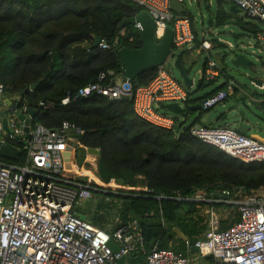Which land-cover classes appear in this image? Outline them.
<instances>
[{
	"label": "trees",
	"instance_id": "trees-1",
	"mask_svg": "<svg viewBox=\"0 0 264 264\" xmlns=\"http://www.w3.org/2000/svg\"><path fill=\"white\" fill-rule=\"evenodd\" d=\"M204 2L209 9V0ZM225 4L226 0H217L218 10L208 21L210 27L232 23L241 31L234 35L235 40L254 39L263 31L256 20L232 14ZM142 11L132 2L121 0H0V90L8 98L20 97L21 109L36 111L33 127L43 125L57 131L69 122L82 130L76 137L82 146L76 152L79 167L87 155L84 148L102 152L101 157L91 155L92 162L86 166L98 171L95 177L85 171L77 179L97 190L115 193L96 192L93 210L86 212L79 207L75 212L109 233L118 226L116 220L124 225L135 223L145 250L132 252L128 264H148L155 246L191 258L187 243L175 229L189 241L203 240L208 229L204 210L222 206L191 201L199 193L208 199L223 193H229L230 199L264 195V161L245 163L193 136L191 129L198 120L186 126L196 113L190 107L202 105L220 90L226 91L227 84L199 97L197 94L205 93L213 83L202 78L194 91L188 89V115L182 117L185 121L174 116L177 127L173 130L140 119L132 99L77 97L80 89L99 83L101 74L113 72L116 80L125 78L118 51L143 46L140 31L125 21ZM187 16L195 34L193 50H199L202 42L208 41L207 36L200 40L193 17ZM95 36L110 48L93 47ZM210 41L215 50L227 47L218 39ZM190 52L175 50L173 55L191 70ZM218 57L222 59L221 74H227L226 55ZM207 62L205 59L203 70ZM157 72L142 74L132 82L134 88L148 85ZM109 83V77L102 81L104 85ZM68 97L70 102L63 105ZM41 103L53 107L42 108ZM200 112H204L202 108ZM162 113L168 114L165 107ZM25 156L22 152L17 162L22 163ZM112 181L121 188L110 189L107 185ZM238 221L237 215L232 224ZM206 260L214 262L212 257Z\"/></svg>",
	"mask_w": 264,
	"mask_h": 264
},
{
	"label": "built area",
	"instance_id": "built-area-1",
	"mask_svg": "<svg viewBox=\"0 0 264 264\" xmlns=\"http://www.w3.org/2000/svg\"><path fill=\"white\" fill-rule=\"evenodd\" d=\"M121 1L132 2L147 11L155 22L158 37H162L166 29L171 27L174 31V51L194 47L195 34L190 18L187 14H175L171 10L173 1L184 5L185 0ZM229 1L248 18L264 24V0ZM254 41L264 53V30L256 34ZM225 45L230 50L234 49L232 44ZM99 47L110 48L104 43ZM200 49L208 53L211 44L203 41ZM260 62L264 76V58ZM165 67L158 69L157 75L148 85L136 89L126 78H113V72L101 74L99 83L80 89L77 97L99 95L110 100L132 99L134 111L140 119L173 130L177 127L174 116L162 113V109L170 104L185 105L189 100V92L183 82ZM220 73L217 63L208 56L204 79L212 81ZM107 77L110 83L102 84ZM253 85L264 91L263 81L261 85L253 81ZM235 86L236 83L232 82L228 91H219L208 97L201 105L202 110L209 112L223 104ZM3 96L0 90V100ZM13 99V105L17 106L20 97ZM69 102L68 97L62 104L67 105ZM40 107L48 109L53 105L41 103ZM3 109L7 110L6 119L11 134L7 137L0 118V139L14 143L16 138L25 136L24 122L19 119L16 111L27 114L28 110H13L6 105H3ZM82 133V130L69 122L63 123L57 131H51L43 125L31 126L30 139L21 148V154L25 152L26 155L24 161L18 163L0 159V264H119L122 257L145 250L144 238L136 231L135 223L124 225L117 220L118 226L109 233L75 212L82 204L92 200L96 192H109L79 182L77 177L85 170L81 175H76V170L66 169L64 155L70 148L72 166L77 168L76 152L82 146L76 137ZM191 133L245 163L264 161V157L256 156L260 149H264V144L231 127L196 125L192 127ZM242 155L251 156L245 159ZM110 184L108 187L112 189ZM113 187L121 188L116 184ZM222 195L227 198L208 199L197 195L191 200L234 206L239 217L238 222L222 229L219 217L210 209V229L205 239L195 244L199 255L212 257L219 264H264V195L244 199H230L229 193ZM111 241L119 247L118 253H114L110 247ZM147 261L148 264H194L191 258L157 246L152 249Z\"/></svg>",
	"mask_w": 264,
	"mask_h": 264
},
{
	"label": "water",
	"instance_id": "water-1",
	"mask_svg": "<svg viewBox=\"0 0 264 264\" xmlns=\"http://www.w3.org/2000/svg\"><path fill=\"white\" fill-rule=\"evenodd\" d=\"M171 10L175 14L186 15L187 10L184 5L173 1L171 4ZM230 11L234 15L241 14V10L236 8L234 5L230 7ZM125 24L134 26L138 28L140 31V36L142 40V48L139 50H129L127 48H122L118 51V57L121 60L125 78L131 82L135 81L142 74L157 70L161 67H165L170 61H174V68L178 72L181 81L188 88L192 89L194 87V80L190 77V69L185 66L179 58H174V31L171 27L166 29L165 34L162 37H158L156 33L155 22L149 13L143 10L139 15L134 18L128 19L125 21ZM102 43V38L95 36L93 47H99ZM230 59V65L235 68H243L246 69L249 65H251V61L247 59V57L243 54H239L234 52L233 55L228 57ZM226 70H227V66ZM259 85H261V81H257ZM39 83L34 84L30 87L31 90H34ZM264 95V94H263ZM23 96V93L20 95ZM13 98L6 99L3 96L0 100V117L2 118V127L4 131L7 133V137L11 134V131L8 126V120L6 119L7 110L3 109V105L7 107H11L13 110L16 108H20V103L17 106L13 105ZM166 110L168 113L173 116L184 117L188 115V108L185 105L178 104H170L166 106ZM191 111L194 113L197 111H201V105H196L190 107ZM19 119L24 122V133L25 136L23 138H16L14 143L10 141H2L0 139V159L9 161V162H17L21 155V148L25 141L30 139V130L32 126V120L36 116L35 110H28L27 114L20 113L16 111ZM29 117V118H28ZM217 123L221 122H231L238 126V131L244 135L248 133L246 117L242 114H234V111H228L222 119H216ZM75 146V145H74ZM71 148L69 152L65 153V161H66V169L72 170V162H71ZM87 152L91 155L101 157L102 152L98 149H87ZM108 194H114V192H108ZM216 199H226L227 197L222 194H217L214 196ZM179 238L187 243L189 252L191 255L199 254V250L195 246L196 240H187L186 236L178 229H175ZM110 247L112 248L114 253L119 252V247L113 242H110ZM129 256H124L119 260V264H128Z\"/></svg>",
	"mask_w": 264,
	"mask_h": 264
},
{
	"label": "rangeland",
	"instance_id": "rangeland-1",
	"mask_svg": "<svg viewBox=\"0 0 264 264\" xmlns=\"http://www.w3.org/2000/svg\"><path fill=\"white\" fill-rule=\"evenodd\" d=\"M210 8L208 9L207 4L204 0H185L184 7L187 10V14L191 15L194 19V25L199 35V39L201 40L202 36H207L208 42L211 44V39L215 38L223 44H232L234 49L230 50L228 47L223 48L222 50H215L213 45L211 44L210 54L211 56L216 59L218 58L219 64H222V59L218 57V55H226L224 59L225 66H227V75L236 81L239 85L244 87V91L246 94L254 95L256 97L263 96L264 91L257 89L253 85V81H263L264 76L262 73L261 62L260 59L264 58V53L260 51V49L255 45L254 39L241 37L239 39L234 38V35H240L241 31L232 23L225 27H217L208 25V21L211 18H214L216 12L218 10L217 0H209ZM230 5L228 0H226L225 9H229ZM241 18L246 19L243 13L238 14ZM250 20V19H249ZM257 26L264 30V24L258 21H254ZM205 33V34H204ZM195 46V45H194ZM194 48V47H193ZM191 48L190 58H191V70H190V77L196 81V85L200 79L199 72L202 70V64L205 58L208 57V53L204 52L202 49L200 50H193ZM190 49V48H189ZM193 50V51H192ZM234 52L239 54H243L247 57L249 61H251V65H249L246 69L243 68H235L230 65L229 56L233 55ZM176 79L180 80V76L176 69L174 68V61H170L165 67ZM245 93L242 94L240 92L231 95L228 101L224 102L221 105L216 106L213 108L209 113L203 114L202 122L204 126H208L210 128H220L226 126H230L233 129H238V126L231 122H221L217 123L215 121V117L217 115V111L222 113H227L228 111H234V114H242L246 117V121L248 127L247 136L251 137L254 133H257L261 136H264V105H260L257 103L252 102L249 97ZM169 114V113H168ZM207 114L211 116L209 120V124L206 123ZM172 116L171 114H169ZM214 120V121H213ZM193 120H189L186 122V126H189ZM202 126V125H199ZM1 137V135H0ZM86 150V149H85ZM87 152V151H86ZM87 156V155H86ZM85 165L79 167L76 164V175H81L83 170H87L92 174L96 175V170H92L87 165H90L91 155H88L86 158ZM112 184V185H111ZM112 189L115 190L116 187L114 183H111ZM108 186V185H107ZM261 193V192H259ZM204 196V193H199L198 196ZM96 194H94L93 199L85 202L82 204V209L86 212H89L95 208L96 205ZM221 208V207H220ZM222 212H227L229 208L219 209ZM237 211L236 207L234 208V212L228 213H235ZM219 214V213H218ZM220 215V214H219ZM232 215V214H230ZM83 219L86 218L85 215L81 216Z\"/></svg>",
	"mask_w": 264,
	"mask_h": 264
},
{
	"label": "crops",
	"instance_id": "crops-1",
	"mask_svg": "<svg viewBox=\"0 0 264 264\" xmlns=\"http://www.w3.org/2000/svg\"><path fill=\"white\" fill-rule=\"evenodd\" d=\"M206 37V36H205ZM191 48H193V47H191ZM191 48L190 49H188V50H191ZM208 56H210V58L211 59H213L216 63H217V65H218V68L220 69V71H221V68H220V64H219V60H218V58L217 59H214L212 56H211V54H210V51L208 52ZM219 56V55H218ZM205 59H208V57L207 58H205ZM203 74H204V70H203V64H202V70H201V72H199V76H200V79L199 80H201L202 78L204 79V77H203ZM205 80V79H204ZM205 81H207V80H205ZM199 82V81H198ZM208 82H211V83H213L212 85H210V86H207L206 87V89H205V93H198L197 94V96L199 97V96H201V95H203V94H209V93H211V92H213V91H215L217 88H219V87H221V86H223L224 84H227V90L226 91H228V86H229V84L230 83H232V82H235L236 83V85L237 86H235L234 88H233V90L232 91H229V97L234 93H238V92H240V93H242V94H246V92L244 91L245 89H244V87L243 86H241V85H239L236 81H234L233 79H231V78H228V76H227V74L225 73H223V74H219L214 80H212V81H208ZM198 84V83H197ZM196 87H197V85H196V81L194 80V87L192 88V90L194 91L195 89H196ZM220 91H222V90H220ZM248 97H249V99L252 101V102H254V103H257V104H260V105H264V95L263 96H259V97H256V96H254V95H249V94H246ZM229 99V98H228ZM211 111V110H210ZM209 111V112H210ZM209 112H200V111H197L196 113H195V115H193V116H191L187 121H189V120H193L192 121V123L190 124V125H192L193 123H196V121H197V125H202V126H204V124H203V122H202V119H203V114L204 113H209ZM217 113V115H216V117L214 118L215 119V121H216V119H222L223 117H224V115L226 114V113H222V112H220V111H217L216 112ZM211 119V116L209 115V114H207V118H206V123L207 124H209L208 122H209V120ZM180 120H182V121H185L184 120V118H182L181 117V119ZM186 121V122H187ZM214 121V120H213ZM204 127H208V126H204ZM224 127H230V126H224ZM220 128H223V127H220ZM237 130V129H236ZM242 134V133H241ZM244 135V134H243ZM247 136V135H246ZM248 137V136H247ZM249 138H251V139H253V140H255V141H257V142H259V143H262V144H264V136H261V135H259V134H257V133H254L251 137H249ZM85 149V148H84ZM86 151V150H85ZM86 154H87V156L88 155H91V154H89L88 152H86ZM87 156H86V158H87ZM97 157V156H96ZM242 157H246V155H242ZM86 158H85V161H86ZM83 165H85V162H84V164ZM82 165V166H83ZM98 167V166H97ZM74 170H76L75 169V167L73 168ZM97 170H98V168H97ZM85 171H87V170H85ZM98 172V171H97ZM96 172V173H97ZM219 206L221 205V204H218ZM221 207V208H220ZM220 207H218V208H206L205 210H204V212H203V214H205V215H207V217H208V220H207V224H208V229H207V232L209 231V229H210V227H209V215H208V212L210 211V209H213L214 211H215V213H216V215L219 217V219H220V222H221V228L222 229H227V228H229L230 226H232L233 224H232V222L234 221V219L236 218V216H237V211L235 212V213H228V212H234V207L233 206H230V205H222V206H220ZM224 208H229V210L227 211V212H222L221 210H219V209H224ZM220 215H219V214ZM230 214H232V215H230ZM117 221V220H116ZM207 232H206V234H207ZM206 234H205V236H206ZM179 237V236H178ZM205 239V238H204ZM191 255V254H190ZM192 257H191V259L193 260V262H194V264H219L214 258H213V260H214V262H211V261H208V260H206V258L207 257H201L199 254H197V255H191Z\"/></svg>",
	"mask_w": 264,
	"mask_h": 264
},
{
	"label": "bare ground",
	"instance_id": "bare-ground-1",
	"mask_svg": "<svg viewBox=\"0 0 264 264\" xmlns=\"http://www.w3.org/2000/svg\"><path fill=\"white\" fill-rule=\"evenodd\" d=\"M251 155H246L245 159L250 157ZM257 157H264V149H260L259 153L256 155ZM72 171V170H71Z\"/></svg>",
	"mask_w": 264,
	"mask_h": 264
},
{
	"label": "clouds",
	"instance_id": "clouds-1",
	"mask_svg": "<svg viewBox=\"0 0 264 264\" xmlns=\"http://www.w3.org/2000/svg\"><path fill=\"white\" fill-rule=\"evenodd\" d=\"M5 96V95H4ZM6 97V96H5Z\"/></svg>",
	"mask_w": 264,
	"mask_h": 264
},
{
	"label": "flooded vegetation",
	"instance_id": "flooded-vegetation-1",
	"mask_svg": "<svg viewBox=\"0 0 264 264\" xmlns=\"http://www.w3.org/2000/svg\"><path fill=\"white\" fill-rule=\"evenodd\" d=\"M1 118V117H0Z\"/></svg>",
	"mask_w": 264,
	"mask_h": 264
}]
</instances>
